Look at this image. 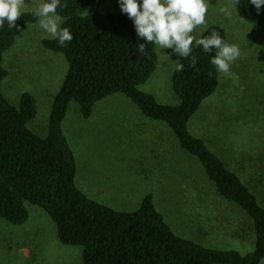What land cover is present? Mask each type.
Returning a JSON list of instances; mask_svg holds the SVG:
<instances>
[{
    "label": "rangeland",
    "instance_id": "374dc122",
    "mask_svg": "<svg viewBox=\"0 0 264 264\" xmlns=\"http://www.w3.org/2000/svg\"><path fill=\"white\" fill-rule=\"evenodd\" d=\"M41 2L24 1L21 11L34 12ZM221 8H227L230 17ZM120 11L117 0H107L89 13ZM38 20L26 24L4 53L8 75L2 91L17 106L24 93L33 95L37 114L28 126L46 137L68 63L62 54L44 46V40L53 38ZM212 24L225 27L227 42L239 46L240 56L228 74L220 72L217 90L191 117L189 129L223 158L264 207V27L240 19L233 0H208L206 24L193 35L201 38ZM157 49V69L140 88L159 102L177 105L180 100L172 89V77L180 57L171 49ZM63 130L76 157V184L90 198L131 212L152 195L178 236L208 248L243 255L253 252V218L216 192L199 159L181 148L165 121L145 116L125 94L117 92L100 100L88 118L79 103L71 101ZM27 207L30 215L24 224L0 217L3 264H84L83 248L61 243L51 217L37 205L27 203Z\"/></svg>",
    "mask_w": 264,
    "mask_h": 264
},
{
    "label": "trees",
    "instance_id": "16d2710c",
    "mask_svg": "<svg viewBox=\"0 0 264 264\" xmlns=\"http://www.w3.org/2000/svg\"><path fill=\"white\" fill-rule=\"evenodd\" d=\"M233 1L240 19L264 27V10L257 14L248 0ZM106 2L62 0L65 6L57 9L64 19L61 27L68 28L73 39L65 46L56 39L43 42L68 63L46 137L28 126L37 114L33 95L24 93L17 106L2 91L8 75L4 53L14 45L20 31L7 25L0 28V217L21 225L29 219L27 203L41 207L56 223L61 243L83 248L84 264H261L264 207L223 158L189 129L191 117L219 86L220 72L210 63L215 53L206 54L194 46L191 55L196 58L195 66L191 56L179 58L184 68H175L172 89L180 102H159L140 88L157 69V46L149 44L146 54H140L135 46L144 41L121 11L89 13L92 7ZM33 13L22 11L16 21L21 29L38 20ZM213 30L227 42V30L220 24L210 25L201 37ZM117 92L130 98L145 116L165 121L181 148L199 159L216 192L253 218L256 244L252 253L208 248L178 236L156 208L152 195L146 196L137 210L127 212L90 198L77 186L76 157L63 130L69 103H79L82 115L88 118L100 100Z\"/></svg>",
    "mask_w": 264,
    "mask_h": 264
},
{
    "label": "clouds",
    "instance_id": "9594fccd",
    "mask_svg": "<svg viewBox=\"0 0 264 264\" xmlns=\"http://www.w3.org/2000/svg\"><path fill=\"white\" fill-rule=\"evenodd\" d=\"M239 3V0H235ZM122 14L132 21L135 33L143 43L138 42L136 50L144 55L147 45L154 44L162 49H171L180 58L191 56L193 66L197 63L192 56L193 45L202 48L211 56L210 63L218 72L228 74L232 63L240 56V48L235 43L226 42L221 34L213 30L209 35L196 38L194 30L206 24L208 0H117ZM248 4L260 14L264 8V0H248ZM24 0H0V28L5 25L9 29L23 31L16 21L22 15ZM62 0H42L34 11L39 17L38 24L51 38L58 40L61 46L71 42L73 36L68 28L61 27L63 17L57 13L62 8ZM221 13L230 17L227 8ZM180 59L176 60V70L184 68Z\"/></svg>",
    "mask_w": 264,
    "mask_h": 264
},
{
    "label": "crops",
    "instance_id": "0c3cea01",
    "mask_svg": "<svg viewBox=\"0 0 264 264\" xmlns=\"http://www.w3.org/2000/svg\"><path fill=\"white\" fill-rule=\"evenodd\" d=\"M199 198H201V197H199ZM253 222H254V221H253ZM245 223H246V225H248L249 220H245ZM254 227H255V225H254Z\"/></svg>",
    "mask_w": 264,
    "mask_h": 264
}]
</instances>
